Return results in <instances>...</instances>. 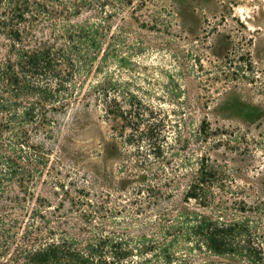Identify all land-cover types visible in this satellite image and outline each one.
<instances>
[{"label":"trees","instance_id":"obj_1","mask_svg":"<svg viewBox=\"0 0 264 264\" xmlns=\"http://www.w3.org/2000/svg\"><path fill=\"white\" fill-rule=\"evenodd\" d=\"M117 14L113 0H0V264H264L231 216L246 211L231 174L206 154L180 174L149 167L104 190L51 175L57 117L72 105L80 66L106 59ZM89 101L113 121V85ZM133 125L138 142L151 140L149 124ZM199 133L210 135L204 124Z\"/></svg>","mask_w":264,"mask_h":264},{"label":"rangeland","instance_id":"obj_2","mask_svg":"<svg viewBox=\"0 0 264 264\" xmlns=\"http://www.w3.org/2000/svg\"><path fill=\"white\" fill-rule=\"evenodd\" d=\"M143 1L120 10L113 0L106 59L100 53L93 66H80V87L54 125L51 175L104 190L149 167L158 177L180 174L206 154L231 174L246 204L231 216L264 254V0ZM107 83L113 121L89 101ZM139 119L151 126L149 142L137 141Z\"/></svg>","mask_w":264,"mask_h":264}]
</instances>
